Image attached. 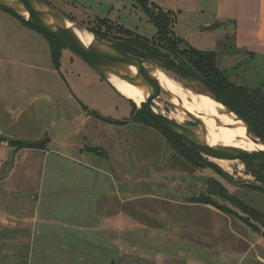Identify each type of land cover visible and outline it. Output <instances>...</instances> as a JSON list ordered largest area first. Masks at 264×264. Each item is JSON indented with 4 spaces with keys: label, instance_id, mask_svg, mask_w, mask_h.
Instances as JSON below:
<instances>
[{
    "label": "rangeland",
    "instance_id": "1",
    "mask_svg": "<svg viewBox=\"0 0 264 264\" xmlns=\"http://www.w3.org/2000/svg\"><path fill=\"white\" fill-rule=\"evenodd\" d=\"M44 1L89 30L106 33L112 44L128 37L124 27L150 39L156 34L137 0ZM5 22L0 16L8 39L30 44L13 38ZM217 44L219 68L235 85L264 96V60L236 53L233 35L219 34ZM226 54L239 56L225 66ZM47 58L43 64L52 63ZM62 72L32 70L24 79L14 75L13 83L0 73V136L43 141L47 148L14 158L0 146V264H264V218H251L256 231L220 209L251 216L244 201L264 216L263 163L239 159L221 165L183 140L131 121L137 104L102 76L101 86L97 72L86 74L68 61ZM73 94L91 110L127 124L70 119L81 107ZM153 107L167 115L176 110L158 97ZM61 115L76 126L64 139L53 130V119ZM182 124L199 129L186 113ZM109 139L118 144L102 148L107 157L78 151L89 144L105 147Z\"/></svg>",
    "mask_w": 264,
    "mask_h": 264
},
{
    "label": "crops",
    "instance_id": "2",
    "mask_svg": "<svg viewBox=\"0 0 264 264\" xmlns=\"http://www.w3.org/2000/svg\"><path fill=\"white\" fill-rule=\"evenodd\" d=\"M149 1L159 5L163 10L170 11L174 14L175 21L172 25L173 35L184 39L189 45L199 50L216 51L218 54L221 52V49L218 48L217 36L219 34H230L234 37V49L236 50V53H242V55L246 53V55L264 60V0ZM9 14L10 13L4 11L3 9H0V16L6 20L5 25H9L10 30L8 32L13 34V38L19 36L30 42L28 45L26 42L21 40V42L17 41L15 45L14 42L8 39L9 33L4 32L2 27V29H0V73L11 78L12 83L14 75L24 79L26 73L32 72V70L43 72H59L63 74L62 69L64 67L65 61L78 65V67L86 74L89 73L90 70H92V72H97L81 58L80 60H82L85 65L78 63L79 61L74 58L75 54L72 53V55L70 53L71 51L67 48H65L62 53L61 68L60 70L57 69L53 61L50 44L46 37L39 31L24 25L20 20L18 21L17 18H14L11 16V14ZM48 56L51 57L52 63L43 64L44 61L48 60ZM237 56L239 55L230 56L226 54L224 60L225 66L230 65V57H234L233 60H235ZM218 58V60H220V55ZM99 76L100 79H98V82L101 86H103L101 82V75L99 74ZM69 89H71L70 86ZM71 96L74 98L75 94ZM75 98L81 103V107L79 106L78 109H76L75 113L70 116V119L72 116H80L89 122L91 119L97 118L91 114L92 111L96 110H91L86 104L82 103L78 97L75 96ZM61 118H65L70 121V119L66 118L64 115L56 116L53 119V125ZM112 119L115 121H121V123H108L114 125L127 124V120L116 118ZM131 121L135 122L136 124H141L143 127L152 131L159 132L157 129L147 126L141 122H137L133 119H131ZM73 126V132H75L76 126L75 124H73ZM159 133L162 134L161 132ZM10 140L16 139H12L10 137ZM10 140H2L0 146L10 148L8 154H14V158L27 150L34 149V151L37 152H45L47 149L46 147L18 149L16 146L10 145ZM115 141L116 140L113 141L112 139H109L108 144L105 145V147L104 145L89 144V146H77V148L80 154L87 152L94 153L98 156L104 155L107 157L106 154H103L104 151H102V148H108L110 143L113 144V147H115L116 144H118V141L117 143ZM13 150L15 151L14 153ZM11 173H13V170L8 172L7 178L11 175ZM107 174L109 175V172ZM99 208L100 207H98V214L99 211L102 210Z\"/></svg>",
    "mask_w": 264,
    "mask_h": 264
},
{
    "label": "trees",
    "instance_id": "3",
    "mask_svg": "<svg viewBox=\"0 0 264 264\" xmlns=\"http://www.w3.org/2000/svg\"><path fill=\"white\" fill-rule=\"evenodd\" d=\"M137 2L142 6L149 21L156 27V34L150 39L142 37L137 33L133 34L130 29L124 27L122 31L126 32L128 37L123 42H114L113 45L123 52L153 60L160 66V68L162 67L165 71L175 74L181 82H197L200 84L199 88L191 87L192 89L198 93L210 95L216 101L223 103L229 110L243 118L253 132L264 140V96L259 95L255 90L235 85L226 71L219 68L218 54L216 51L199 50L189 45L184 39L173 35L172 25L175 18L172 12L163 10L159 5L150 2L149 0H137ZM148 3L157 8L159 12L151 9L148 6ZM0 8L12 13L24 25L39 31L46 37L51 47L54 64L56 68L60 70L62 50L66 47L58 40L44 34L32 24L22 19L11 9H8L1 4ZM98 20L102 21V24H105L108 21V18H99ZM108 28L112 29L110 26ZM91 31L100 38L111 41L105 36L107 35L106 33L104 34L103 32L92 28ZM177 42L184 43L187 48L181 49ZM135 107L136 106H134L132 111L133 120L157 129L164 136L169 134L170 137L182 141V139L164 129L156 120L148 117L144 112L138 111L139 113L135 115ZM91 114L105 122L121 123V121H115L112 118L104 117L97 111H92ZM143 115L145 117H143ZM2 140L3 139L0 137V143ZM9 143L10 145L16 146L18 149L45 147V142L43 141L31 142L10 140ZM184 144L188 146L186 143ZM192 150L195 153L198 152L197 150ZM246 161L254 163L253 160L246 159ZM241 204H245V206L250 209L251 216H243L226 207H220V209L233 214L249 227L258 231V225H256V222L254 223L251 218L253 217L255 219L259 216L264 218V216L261 212L244 201H242Z\"/></svg>",
    "mask_w": 264,
    "mask_h": 264
},
{
    "label": "water",
    "instance_id": "4",
    "mask_svg": "<svg viewBox=\"0 0 264 264\" xmlns=\"http://www.w3.org/2000/svg\"><path fill=\"white\" fill-rule=\"evenodd\" d=\"M0 4L12 9L22 19L32 24L44 34L61 42L67 49L86 62L108 82L109 80L104 73V69H123L131 74L132 76H130L135 79L140 86L146 87L148 91L147 98L140 105H137L138 111H142L148 117L156 120L164 129L182 139L190 148L211 158L224 160L248 159L264 164V149L249 151L238 147L223 148L220 146L209 145L198 137L197 128L195 129L185 126L177 120L169 117V115L159 112L156 108H154L153 102L156 101L157 96L160 98L161 94H163V90L145 65V63H153L152 61L121 51L112 43L100 38L84 25L76 23L68 15L57 10L44 0H0ZM21 7L28 13L27 18L20 13L19 8ZM43 8H47L48 11H44ZM50 12H52L59 19H61V17H68L79 27L89 31L94 37L93 44L86 47L71 29L57 23L49 24L47 18L51 16ZM131 68L136 70L135 74L131 73ZM177 80L180 81L179 79ZM183 85L185 88L195 91L194 89L186 86L184 83ZM165 102L174 108L177 107L169 101ZM227 111L235 114L237 119L244 123L252 140H259V142L264 145V140L259 138L253 132L243 118L229 109ZM186 115L196 123H201V120L192 115L189 111H186ZM53 130L58 138L64 139L74 131V126L69 120L61 118L54 123ZM235 211L237 212V210ZM239 214L243 215L242 213Z\"/></svg>",
    "mask_w": 264,
    "mask_h": 264
},
{
    "label": "bare ground",
    "instance_id": "5",
    "mask_svg": "<svg viewBox=\"0 0 264 264\" xmlns=\"http://www.w3.org/2000/svg\"><path fill=\"white\" fill-rule=\"evenodd\" d=\"M19 9L20 13L27 18L28 13L25 9L22 7ZM43 10L48 11L47 8H43ZM50 13L51 16L47 18L49 24L57 23L71 29L86 47L93 44L94 37L89 31L79 27L66 17L59 19L52 12ZM145 65L163 90L160 98L157 97L177 106L175 112L170 113L169 117L180 123L184 122L186 111L198 117L201 123H198L197 135L205 143L223 148L238 147L249 151L264 149V145L259 140L251 139L244 123L237 119L235 114L228 112L221 102L207 94L185 88L181 81L153 63H145ZM130 70L132 74L136 73L135 69L131 68ZM104 73L110 84L123 97L132 100L137 105L147 98V88L140 86L127 71L104 69ZM212 159L221 165L231 163L230 160Z\"/></svg>",
    "mask_w": 264,
    "mask_h": 264
},
{
    "label": "flooded vegetation",
    "instance_id": "6",
    "mask_svg": "<svg viewBox=\"0 0 264 264\" xmlns=\"http://www.w3.org/2000/svg\"><path fill=\"white\" fill-rule=\"evenodd\" d=\"M1 138H3L2 136H0Z\"/></svg>",
    "mask_w": 264,
    "mask_h": 264
}]
</instances>
